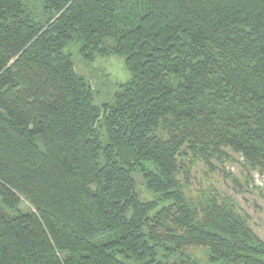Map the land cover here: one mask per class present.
Returning a JSON list of instances; mask_svg holds the SVG:
<instances>
[{"label": "trees", "instance_id": "trees-1", "mask_svg": "<svg viewBox=\"0 0 264 264\" xmlns=\"http://www.w3.org/2000/svg\"><path fill=\"white\" fill-rule=\"evenodd\" d=\"M70 45L129 79L96 103ZM234 155L259 190L264 0H0V264H264L234 201L184 190L180 158Z\"/></svg>", "mask_w": 264, "mask_h": 264}, {"label": "rangeland", "instance_id": "rangeland-1", "mask_svg": "<svg viewBox=\"0 0 264 264\" xmlns=\"http://www.w3.org/2000/svg\"><path fill=\"white\" fill-rule=\"evenodd\" d=\"M64 51L73 61L76 71L91 82L94 89L98 91L96 103L107 99L130 77L124 67L122 57H99L90 63H85L75 46L70 45ZM236 159L237 156L234 155V160L226 161L223 164L213 161V168H209L201 160L193 159L191 162L189 156L180 158L187 170L185 193L190 199L201 197L203 191L231 199L237 204L240 211L248 215L251 227L264 239V184L260 185L259 190H251V183L247 182L249 179L247 170L241 161H236ZM226 171L229 175L225 173ZM136 191L143 200L151 198V193L146 190L139 177H136ZM22 203L24 207L29 206L24 200ZM188 252L194 255V258L201 264H216L208 262L206 250L203 247L189 248Z\"/></svg>", "mask_w": 264, "mask_h": 264}, {"label": "built area", "instance_id": "built-area-1", "mask_svg": "<svg viewBox=\"0 0 264 264\" xmlns=\"http://www.w3.org/2000/svg\"><path fill=\"white\" fill-rule=\"evenodd\" d=\"M253 180L256 184H261L264 181V178L257 172L253 174Z\"/></svg>", "mask_w": 264, "mask_h": 264}]
</instances>
